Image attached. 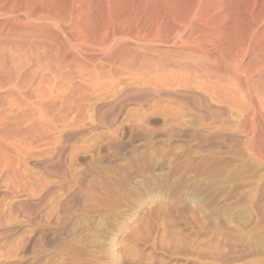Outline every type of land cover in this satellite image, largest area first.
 Segmentation results:
<instances>
[{"label":"bare ground","instance_id":"bare-ground-1","mask_svg":"<svg viewBox=\"0 0 264 264\" xmlns=\"http://www.w3.org/2000/svg\"><path fill=\"white\" fill-rule=\"evenodd\" d=\"M237 154L264 171V0H0V264L100 228V177Z\"/></svg>","mask_w":264,"mask_h":264},{"label":"rangeland","instance_id":"rangeland-1","mask_svg":"<svg viewBox=\"0 0 264 264\" xmlns=\"http://www.w3.org/2000/svg\"><path fill=\"white\" fill-rule=\"evenodd\" d=\"M232 161H241L238 154L175 158L167 175L143 176L136 187L100 177L81 193L86 209L104 214L102 226L81 222L28 260L53 253L36 264H264V171L244 163L227 175ZM37 207L28 214L46 212Z\"/></svg>","mask_w":264,"mask_h":264}]
</instances>
